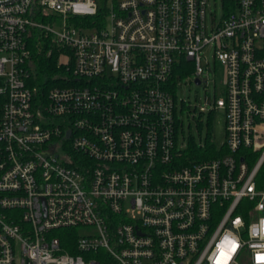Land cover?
<instances>
[{
	"label": "built area",
	"instance_id": "obj_1",
	"mask_svg": "<svg viewBox=\"0 0 264 264\" xmlns=\"http://www.w3.org/2000/svg\"><path fill=\"white\" fill-rule=\"evenodd\" d=\"M219 1L209 31L208 0L0 3V264H264V0ZM40 35L64 72L44 93ZM204 47L223 142L182 165L176 80L206 83Z\"/></svg>",
	"mask_w": 264,
	"mask_h": 264
},
{
	"label": "rangeland",
	"instance_id": "obj_2",
	"mask_svg": "<svg viewBox=\"0 0 264 264\" xmlns=\"http://www.w3.org/2000/svg\"><path fill=\"white\" fill-rule=\"evenodd\" d=\"M99 7H103V0H95ZM206 11V28L209 31L210 23L216 20L221 13V3L219 0H208ZM58 30L57 26H54ZM47 40V38H45ZM203 58L201 65L203 66V75L200 77V84L188 82L184 76H177V86L175 97L177 102L176 117L180 122V130L178 133V146H185L181 143V137L184 139L190 136L193 141L198 144L199 138L209 140L218 146L223 142V113L219 109H214L211 113L198 114V107H205L213 99V89L222 78V69L217 61L211 57V49L204 47L201 51ZM187 68L191 67V62H184ZM183 99V104H180ZM181 106V107H180ZM180 107V108H179ZM84 229H76V234H83Z\"/></svg>",
	"mask_w": 264,
	"mask_h": 264
},
{
	"label": "trees",
	"instance_id": "obj_3",
	"mask_svg": "<svg viewBox=\"0 0 264 264\" xmlns=\"http://www.w3.org/2000/svg\"><path fill=\"white\" fill-rule=\"evenodd\" d=\"M86 21L89 24L94 22L93 19H87ZM27 47L30 50V56L28 58L29 61H26V66H30V62L32 63L31 67H29V71H31L26 81L27 85L34 88L40 87L43 93L49 87L62 85V78L59 75L64 73L63 68L56 65L57 50L50 44L49 39L46 40L42 35L38 38L31 37L27 40ZM47 49H50L49 55H46ZM1 100L0 96V103ZM205 143L206 145L201 149L190 136H187L185 138V146L181 150L179 162L182 165H186L199 159L215 157L216 153L213 145L209 144L207 140ZM255 184L258 190L264 191V163L256 175ZM55 232L61 245L66 250L68 248L67 244H72L74 239H76V229H60ZM73 253V251H70V254Z\"/></svg>",
	"mask_w": 264,
	"mask_h": 264
},
{
	"label": "water",
	"instance_id": "obj_4",
	"mask_svg": "<svg viewBox=\"0 0 264 264\" xmlns=\"http://www.w3.org/2000/svg\"><path fill=\"white\" fill-rule=\"evenodd\" d=\"M13 0H4V1H1L0 3L4 4V3H7V2H11ZM194 83L197 84L198 81L197 80H194Z\"/></svg>",
	"mask_w": 264,
	"mask_h": 264
}]
</instances>
